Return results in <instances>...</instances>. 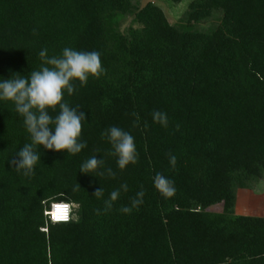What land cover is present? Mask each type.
Masks as SVG:
<instances>
[{
	"label": "trees",
	"instance_id": "1",
	"mask_svg": "<svg viewBox=\"0 0 264 264\" xmlns=\"http://www.w3.org/2000/svg\"><path fill=\"white\" fill-rule=\"evenodd\" d=\"M65 47L99 52L105 69L64 94L86 114L87 147L40 146L35 175L17 173L8 161L30 137L0 101V264H264V218L235 213L237 191L264 179V0H194L176 25L138 0H0V80L28 77L42 49ZM110 126L135 139L138 162L123 171L101 137ZM93 155L103 168L81 173ZM109 167L115 177L98 175ZM157 173L174 181L173 197L155 189ZM123 183L128 191L97 215ZM141 188L143 204L122 213ZM53 203L73 205L69 223L49 220ZM218 205L223 213L209 212Z\"/></svg>",
	"mask_w": 264,
	"mask_h": 264
},
{
	"label": "clouds",
	"instance_id": "2",
	"mask_svg": "<svg viewBox=\"0 0 264 264\" xmlns=\"http://www.w3.org/2000/svg\"><path fill=\"white\" fill-rule=\"evenodd\" d=\"M39 57L43 62L41 68L31 71L28 77L15 74L7 80H0V101L14 104L16 112L23 117L25 130L30 137V142L25 143L8 161L11 168L26 177L35 175V166L41 158L38 152L40 146L57 152L66 151L69 155H76L87 147V143L80 140L82 122L86 120V114L80 111L79 106L71 107L64 100V94L67 92L71 96L76 90L77 81L80 86H84L89 77L99 78L105 72L100 53L97 51H80L65 47L59 55L49 57L47 49H42ZM57 107L59 112L55 116L51 115L49 110L55 112ZM152 120L163 127L168 126V116L165 112L154 110ZM138 124L137 117L133 126ZM144 127H148L147 122ZM101 137L111 145L109 155L116 158V164L121 171L138 162L135 139L131 133L118 126H110L101 133ZM168 158L170 165L175 168L177 157L169 153ZM103 165L104 159H97V155H93L81 164L80 172H97ZM105 174L115 177V172L110 167L98 172L99 176ZM153 183L162 197L167 199L175 195L174 181L163 173H157L153 177ZM122 191H128L127 183L113 190L104 201L103 210L96 209V214L110 211ZM93 195L98 199L102 198L104 189H96ZM144 195L145 192L141 188L130 199V205L121 207L120 211L130 214L134 209H138L144 202Z\"/></svg>",
	"mask_w": 264,
	"mask_h": 264
},
{
	"label": "rangeland",
	"instance_id": "3",
	"mask_svg": "<svg viewBox=\"0 0 264 264\" xmlns=\"http://www.w3.org/2000/svg\"><path fill=\"white\" fill-rule=\"evenodd\" d=\"M193 1L194 0H183L180 4H174L170 0H138V5L140 7H144L148 3L158 5L166 14L169 22L172 25H176L188 11V8ZM131 20L132 19H127L122 24V31H126ZM205 25H201V27L206 28ZM236 207L237 210L235 213L239 216L264 218V179L261 182L250 184L248 189L238 190ZM223 211L224 207L221 205L209 209V212L215 214H221Z\"/></svg>",
	"mask_w": 264,
	"mask_h": 264
},
{
	"label": "built area",
	"instance_id": "4",
	"mask_svg": "<svg viewBox=\"0 0 264 264\" xmlns=\"http://www.w3.org/2000/svg\"><path fill=\"white\" fill-rule=\"evenodd\" d=\"M47 217L53 224L69 223L73 218V205L68 203H53L46 212ZM67 217L66 219H56L55 217Z\"/></svg>",
	"mask_w": 264,
	"mask_h": 264
},
{
	"label": "snow or ice",
	"instance_id": "5",
	"mask_svg": "<svg viewBox=\"0 0 264 264\" xmlns=\"http://www.w3.org/2000/svg\"><path fill=\"white\" fill-rule=\"evenodd\" d=\"M56 219H61V217H59V216H57V217H55Z\"/></svg>",
	"mask_w": 264,
	"mask_h": 264
},
{
	"label": "crops",
	"instance_id": "6",
	"mask_svg": "<svg viewBox=\"0 0 264 264\" xmlns=\"http://www.w3.org/2000/svg\"><path fill=\"white\" fill-rule=\"evenodd\" d=\"M237 210V207L235 208V211ZM237 215V214H236Z\"/></svg>",
	"mask_w": 264,
	"mask_h": 264
}]
</instances>
